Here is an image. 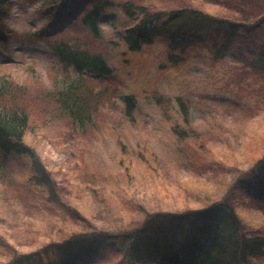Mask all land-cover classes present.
<instances>
[{
    "label": "rangeland",
    "instance_id": "obj_1",
    "mask_svg": "<svg viewBox=\"0 0 264 264\" xmlns=\"http://www.w3.org/2000/svg\"><path fill=\"white\" fill-rule=\"evenodd\" d=\"M99 1L107 2L99 36L92 37L80 21ZM124 1L70 0L52 19L42 11L50 0L8 1L11 11L0 30V88L7 93L0 102L13 100L27 115L24 143L62 202L97 230L115 233L139 224L145 213L200 209L216 198L220 203L209 211L205 236L228 206L236 216L225 221L264 234V191L256 193L258 174L248 170L249 159L264 146V73L244 65L248 52L264 43V27L247 35L237 31L218 58L207 52L215 34L201 32L194 47L173 52L176 60L168 57L163 37L130 52L119 38L134 21L120 9ZM128 1L162 17L171 9L196 8L220 23L252 21L264 12V0ZM62 40L101 54L110 74L77 72L62 63L52 49ZM67 85L85 104L87 118L80 123H70L60 99ZM233 190L238 194L231 199ZM184 217L171 218L166 233L186 227ZM70 222L35 184L31 158L0 152V264H11L13 254L49 249ZM100 254L80 264L112 262ZM157 256L148 264H175L173 256ZM178 258L176 264H188L191 256ZM247 264H264V248Z\"/></svg>",
    "mask_w": 264,
    "mask_h": 264
},
{
    "label": "trees",
    "instance_id": "obj_2",
    "mask_svg": "<svg viewBox=\"0 0 264 264\" xmlns=\"http://www.w3.org/2000/svg\"><path fill=\"white\" fill-rule=\"evenodd\" d=\"M51 1L58 2L61 0ZM6 3L7 0H0V22L8 14V8L5 6ZM103 6V4L94 5L83 20L84 25L88 27V32L93 37L99 36L97 18ZM121 9L129 18L134 20L130 26L126 27L124 31L120 33V37L127 50L136 51L140 49L143 44L153 43L158 37H163L168 41L167 44L170 50L168 57L174 60L178 58V55L173 52L177 51L182 53L191 46L194 47L196 44L195 39H197L196 36H198L200 32L201 34H215L213 37L214 43L211 45V48L207 49V52L218 58L222 56L225 49L231 44V39L235 37L237 31L252 32L255 29L264 27V12L258 17L250 18L253 19L252 21H248L247 19L237 21L234 18H226L220 23V20L218 18H213L211 14L191 7L171 9L164 17L161 16V11H151L140 3L124 2V4L121 3ZM256 47L255 51L250 50L248 52L244 65L264 73V43L259 42ZM53 50L64 63L72 66L77 71H86L99 76H106L111 72L101 54L90 52L84 46L73 48L65 43H60L55 45ZM0 87H2V85ZM68 92H70L69 87H66L65 91L62 93L60 92V99L64 107H66V111H68L66 114L69 117L70 123H80L83 119L87 118V115L83 113L85 104L80 97ZM6 93V91H3L0 93V96ZM26 127L27 115L22 111V108L18 107L15 101L9 100L8 103H5L3 100L0 102V151L29 156L31 158L32 178L35 184L40 185L46 190L47 203L51 204L52 209H55V207L61 208L63 213H67L71 219L68 228L64 230L60 229L65 239L56 241V243L65 247L68 245L69 238L71 237L95 234V232H93L94 230H92L93 227L89 226L90 221L87 217L82 216L75 207L62 202L60 196L57 195L55 184L48 177L47 173L42 172V166L37 156L31 147L24 143ZM263 147L264 146L261 147V152H254L248 161V165H250L248 170L256 175L258 174V184L255 186L258 191L264 190ZM245 171L246 170L239 171L235 177L240 178L241 175H244ZM230 183L228 189L235 186V180ZM228 194H230L231 199L236 196L234 190L233 193L230 192ZM228 194H225V199H228ZM213 197L211 198L213 199ZM231 199H228L227 202ZM217 200L219 199L215 198L213 201H205L201 204L202 208L200 209L196 208L193 210V208H189L171 215H167L166 213H145L139 226L133 227L131 230L127 229L126 232L122 233V236L127 238L120 237L122 239V244L126 246V250L134 256H132V259L136 260L128 264H137L139 260L148 256L146 249L137 251V253L130 251L135 245L133 241L134 236L142 230L144 224L151 219L154 220L157 215H167L172 218L174 216L183 215L190 218L192 216L190 215L191 213L209 209L214 204L220 203V201L216 202ZM230 209L234 212L233 206ZM240 228L237 225L221 228L214 236L198 247L197 250H192L200 254L199 258H201V260L199 264H247L249 259L260 254L264 248V234L255 231L248 234L244 233ZM162 241L164 247L174 250H178L180 245L184 243V239H178V236L175 234L163 237ZM57 244L53 245L51 252L55 251V245ZM114 247L115 246H112V248ZM122 248L123 250L125 249V247ZM43 255L44 253H42V251L37 250L21 256L25 259V264H51V258L47 255L43 257ZM72 262H74V260ZM116 264L123 263L119 260Z\"/></svg>",
    "mask_w": 264,
    "mask_h": 264
},
{
    "label": "bare ground",
    "instance_id": "obj_3",
    "mask_svg": "<svg viewBox=\"0 0 264 264\" xmlns=\"http://www.w3.org/2000/svg\"><path fill=\"white\" fill-rule=\"evenodd\" d=\"M255 190H256V189H255ZM256 193H261V192L256 191ZM190 215H193V214H190ZM198 215H200V214H197V216H198ZM188 219H190V218H189V217H186L183 221H187ZM156 228H157L158 230H161V231L163 232V229H162L161 226H157ZM192 242H193V244H196V245H197V244H199V239H198V238H194ZM164 251L166 252V254H167V256H168V250H166V249L164 248ZM178 259H179V258L176 256L175 259H174V261L177 262ZM195 259H196V260H199L198 257H196ZM200 260H201V258H200Z\"/></svg>",
    "mask_w": 264,
    "mask_h": 264
}]
</instances>
